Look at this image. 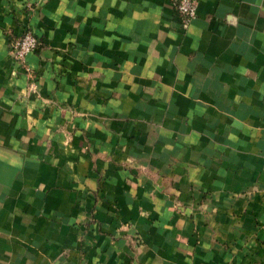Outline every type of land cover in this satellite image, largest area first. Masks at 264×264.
<instances>
[{"label":"crops","instance_id":"0c3cea01","mask_svg":"<svg viewBox=\"0 0 264 264\" xmlns=\"http://www.w3.org/2000/svg\"><path fill=\"white\" fill-rule=\"evenodd\" d=\"M0 264H264V0H0Z\"/></svg>","mask_w":264,"mask_h":264},{"label":"built area","instance_id":"2783aa9c","mask_svg":"<svg viewBox=\"0 0 264 264\" xmlns=\"http://www.w3.org/2000/svg\"><path fill=\"white\" fill-rule=\"evenodd\" d=\"M170 5L183 19L184 26L188 25L197 14L198 0H169ZM39 41L31 33L26 30L24 33L12 43L10 52L13 60L16 61L24 71H28L25 66L27 55L35 52L39 48Z\"/></svg>","mask_w":264,"mask_h":264}]
</instances>
